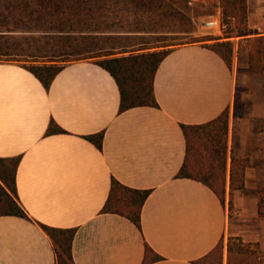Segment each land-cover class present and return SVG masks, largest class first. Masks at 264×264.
<instances>
[{
    "label": "crops",
    "instance_id": "0c3cea01",
    "mask_svg": "<svg viewBox=\"0 0 264 264\" xmlns=\"http://www.w3.org/2000/svg\"><path fill=\"white\" fill-rule=\"evenodd\" d=\"M173 2L182 0H0V53L23 52L15 38L60 35L45 32L47 22L46 30H60L64 22L163 20ZM234 41L243 64L233 58L231 68L200 42L176 45L155 73L159 107L121 113L113 78L89 59L67 63L48 90L21 64L0 61V157L21 155L16 190L30 217L0 216V264H55L36 221L76 227L75 264H141L144 242L162 257L150 264H193L231 236L264 252V217L257 214L264 131L256 130L264 124V73L248 57L250 44L264 51V0H247V34ZM237 85L244 87L241 117L233 116ZM226 108L228 155L247 156L250 164L244 189L229 193L226 186L223 205L206 185L175 174L185 153L180 124L206 122ZM51 118L67 132L45 135ZM100 130L102 151L82 137ZM112 176L151 189L141 231L123 216L100 213Z\"/></svg>",
    "mask_w": 264,
    "mask_h": 264
},
{
    "label": "trees",
    "instance_id": "16d2710c",
    "mask_svg": "<svg viewBox=\"0 0 264 264\" xmlns=\"http://www.w3.org/2000/svg\"><path fill=\"white\" fill-rule=\"evenodd\" d=\"M220 17L226 25L222 36L202 35L189 36V40L182 43L200 42L203 47L217 54L225 64L231 68L233 56V42L230 37L247 34V0H217ZM258 37L253 41L257 42ZM178 43V44H182ZM177 44V45H178ZM257 43L249 45V65L258 67L264 73L262 50H254ZM164 45L147 46L133 51L123 50L120 56L114 52L99 53L83 57L106 70L113 78L119 92L118 113L133 107H159L154 93L155 73L162 59L172 48L163 49ZM134 51H138L133 53ZM261 54V55H260ZM73 60V59H72ZM75 60V59H74ZM66 64H58L55 60H47L30 65H21L31 72L48 90L56 74ZM233 116H242V102L237 98L233 101ZM185 140V153L182 164L175 174V178H188L209 187L224 205L226 192V176L228 174L229 193L233 190L244 189V170L250 164L249 158L228 155V109L211 120L199 124H180ZM257 131H264V124L256 127ZM53 118L48 122L45 135L66 133ZM104 130L83 135L82 137L102 151ZM229 158V162H228ZM21 155L0 157V216H18L30 219L19 201L16 190V172ZM264 187L257 190V214L264 216ZM151 189L129 187L113 176L107 198L100 209V213L118 214L131 221L139 231L140 214L143 204ZM39 227L50 238L53 246L55 264H75L72 257V242L76 227L58 228L36 221ZM226 248L228 252L251 253L249 244H245L238 237H228ZM223 238L204 256L193 261V264H222ZM146 242L141 264H150L161 260Z\"/></svg>",
    "mask_w": 264,
    "mask_h": 264
},
{
    "label": "rangeland",
    "instance_id": "374dc122",
    "mask_svg": "<svg viewBox=\"0 0 264 264\" xmlns=\"http://www.w3.org/2000/svg\"><path fill=\"white\" fill-rule=\"evenodd\" d=\"M176 3L173 2V4ZM176 5H171V14L163 20L64 22V24L62 23L64 26L60 30H46L50 29L51 23L47 22L45 23V32L59 33L60 35L15 38L18 44L22 43L23 52L0 53V61L30 65L55 60L58 64H67L74 61V59L81 60L83 57L99 53L114 52V56H120L128 53H122L123 50L133 51L147 46L164 45L163 49L172 48L178 43L188 41L191 31L196 32L198 35L212 31L218 33L217 30L205 29L201 26L202 21L209 19L212 15L220 14L217 0H186L185 4L182 0L181 5ZM220 36L223 40L226 39L223 37L224 33ZM235 38H229L233 42L232 63L233 58H236L238 64L242 65L243 48L234 43ZM88 59L95 60L97 58L91 57ZM236 89L235 98L241 101L240 93L244 87L237 85ZM241 102L243 107V101ZM228 183L227 174L226 186H228ZM263 187L264 185L260 188ZM230 208L229 202V213ZM226 244L224 245L223 242L222 264L226 257L228 261L231 260L238 264H264V252L259 251L257 253L252 248L251 253L228 252Z\"/></svg>",
    "mask_w": 264,
    "mask_h": 264
},
{
    "label": "built area",
    "instance_id": "2783aa9c",
    "mask_svg": "<svg viewBox=\"0 0 264 264\" xmlns=\"http://www.w3.org/2000/svg\"><path fill=\"white\" fill-rule=\"evenodd\" d=\"M201 26L205 29L217 30L221 35L226 27L225 24L221 21L220 14L212 15L209 19L202 21Z\"/></svg>",
    "mask_w": 264,
    "mask_h": 264
}]
</instances>
